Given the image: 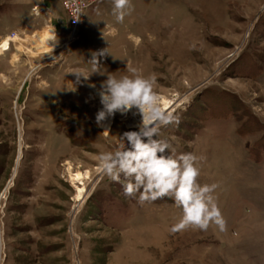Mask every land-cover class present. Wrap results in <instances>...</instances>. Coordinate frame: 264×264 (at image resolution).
<instances>
[{
    "label": "rangeland",
    "instance_id": "rangeland-1",
    "mask_svg": "<svg viewBox=\"0 0 264 264\" xmlns=\"http://www.w3.org/2000/svg\"><path fill=\"white\" fill-rule=\"evenodd\" d=\"M62 1L0 0V33L19 38L0 55V264H264V0H131L123 23L112 0H88L73 36ZM45 28L43 54L32 36ZM105 48L109 73L155 75L173 118L159 138L198 158V183L218 185L225 231L172 232V198L141 205L99 170L141 122L116 113L104 134L107 77L76 84ZM76 172L88 173L80 202Z\"/></svg>",
    "mask_w": 264,
    "mask_h": 264
},
{
    "label": "clouds",
    "instance_id": "clouds-1",
    "mask_svg": "<svg viewBox=\"0 0 264 264\" xmlns=\"http://www.w3.org/2000/svg\"><path fill=\"white\" fill-rule=\"evenodd\" d=\"M112 4L116 22L123 23L133 10L131 0H112ZM106 54H110L108 48L92 54L90 74L82 70L72 72L76 84L82 82L81 78L87 81L93 73L107 77L98 92L102 107L96 113L97 125L103 127L109 117L116 113L127 115L133 109H136L133 115L139 114L141 122L138 130L126 131L120 136L117 150L99 155V170L112 181L121 183L126 197H136L139 193L141 205L162 197L172 198L182 211L172 232L189 228L207 231L212 225L225 231L226 220L214 195L218 185L198 183V158L191 153L176 155L171 145L159 138L160 127L173 118L161 111L160 98L154 91L155 75L145 77L136 69H129L131 75L109 73L99 60ZM89 87L95 88V85ZM70 90L75 91L74 84Z\"/></svg>",
    "mask_w": 264,
    "mask_h": 264
},
{
    "label": "bare ground",
    "instance_id": "bare-ground-1",
    "mask_svg": "<svg viewBox=\"0 0 264 264\" xmlns=\"http://www.w3.org/2000/svg\"><path fill=\"white\" fill-rule=\"evenodd\" d=\"M18 36V35H17ZM15 36L13 38V41H16L18 40L19 38ZM33 46H35L36 50L38 53H49L50 51H53L54 50V47L53 45L51 44V40L53 38V34H52V30L50 28H45L43 29V31L39 32L38 34H34L33 36ZM70 37V36H69ZM18 42V41H17ZM32 42V41H31ZM15 43V42H14ZM19 43V42H18ZM16 48V47H15ZM17 48L19 50L22 49V45L18 44ZM16 48V49H17ZM29 51V50H28ZM32 52V51H31ZM33 53L36 54V51ZM20 54V53H19ZM1 55V54H0ZM14 59L16 58V55L13 57ZM99 98V97H98ZM161 101V99H160ZM161 104L162 106L164 107L163 110H168V109H171L170 107L172 105H170V101L168 100H165V99H162L161 101ZM161 108V107H160ZM162 110V111H163ZM136 123V122H135ZM99 128L103 131L104 134H108L112 128V119L111 117H109L108 119H106L104 122H103V127H100ZM105 129L108 130V132H104ZM88 176V173L86 172L85 174L81 173V172H76L74 174H71V177H72V180L73 181H78L80 182L79 183V186L77 187V191H76V199L77 201H81L83 198H84V192H86L85 190V186H84V178H86ZM0 246L1 245V241H0Z\"/></svg>",
    "mask_w": 264,
    "mask_h": 264
},
{
    "label": "built area",
    "instance_id": "built-area-1",
    "mask_svg": "<svg viewBox=\"0 0 264 264\" xmlns=\"http://www.w3.org/2000/svg\"><path fill=\"white\" fill-rule=\"evenodd\" d=\"M88 0H63L62 6L65 12L68 15L70 26L72 28L69 35L73 36L76 30V27L79 24L81 14L83 9L87 7ZM78 19V20H76ZM16 36L15 32H10L4 37L0 38V54L8 51L10 46L13 44V38Z\"/></svg>",
    "mask_w": 264,
    "mask_h": 264
},
{
    "label": "crops",
    "instance_id": "crops-1",
    "mask_svg": "<svg viewBox=\"0 0 264 264\" xmlns=\"http://www.w3.org/2000/svg\"><path fill=\"white\" fill-rule=\"evenodd\" d=\"M2 37H4V36H2L1 33H0V38H2Z\"/></svg>",
    "mask_w": 264,
    "mask_h": 264
}]
</instances>
